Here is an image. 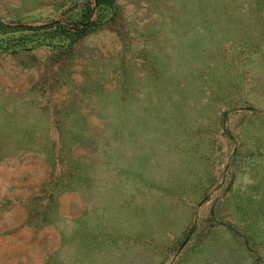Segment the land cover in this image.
Segmentation results:
<instances>
[{
	"label": "rangeland",
	"instance_id": "rangeland-1",
	"mask_svg": "<svg viewBox=\"0 0 264 264\" xmlns=\"http://www.w3.org/2000/svg\"><path fill=\"white\" fill-rule=\"evenodd\" d=\"M83 12L0 30V264H264V0H0Z\"/></svg>",
	"mask_w": 264,
	"mask_h": 264
},
{
	"label": "trees",
	"instance_id": "trees-1",
	"mask_svg": "<svg viewBox=\"0 0 264 264\" xmlns=\"http://www.w3.org/2000/svg\"><path fill=\"white\" fill-rule=\"evenodd\" d=\"M103 0H95L96 4H99ZM88 17V13H82V18L78 19L77 23L67 22V21H48L41 24H24L18 27H13L7 25L5 22L0 20V30L2 28H14L20 29L22 32L18 33L15 37L16 40L22 41L23 39H37L39 35L44 34V36L48 35V37H56L58 39H62L64 37H68L69 35L79 36L82 34L84 28L77 27L80 23H83L85 18ZM74 18V17H73ZM92 21V20H91ZM41 38V37H40ZM7 48L6 41L0 43V49Z\"/></svg>",
	"mask_w": 264,
	"mask_h": 264
}]
</instances>
